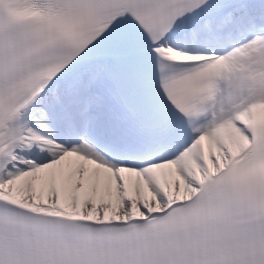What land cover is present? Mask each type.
I'll return each instance as SVG.
<instances>
[{"label": "snow or ice", "instance_id": "obj_1", "mask_svg": "<svg viewBox=\"0 0 264 264\" xmlns=\"http://www.w3.org/2000/svg\"><path fill=\"white\" fill-rule=\"evenodd\" d=\"M0 264H264V0H0Z\"/></svg>", "mask_w": 264, "mask_h": 264}]
</instances>
